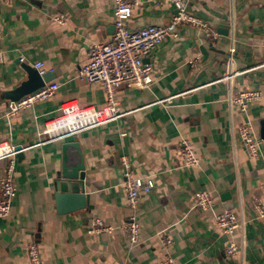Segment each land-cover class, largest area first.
<instances>
[{"label":"crops","instance_id":"obj_1","mask_svg":"<svg viewBox=\"0 0 264 264\" xmlns=\"http://www.w3.org/2000/svg\"><path fill=\"white\" fill-rule=\"evenodd\" d=\"M184 2L189 12L208 22L216 37L181 24L176 37H167L144 58L153 68L148 86L115 90L114 100L125 113L48 140L41 130L60 113L62 102L97 108L105 104L104 91L78 79L76 70L87 61L90 44L110 40L113 2L0 1V142L22 147L15 158L10 213L0 217V264H28L30 240L37 243L42 264H157L167 255L178 264H264V219L254 217L251 205L261 193L264 169V0ZM173 11L169 1L140 0L125 26L167 24ZM55 14H63L64 22L54 20ZM195 56L192 66L189 59ZM37 61L52 74L49 81L57 83L56 91L6 115V94L27 80V69H36ZM243 88L261 92L245 112L228 101L230 93ZM243 120L261 139L257 158H250L239 141L236 126ZM181 138L190 141L197 164H182L177 150ZM66 140L77 141L82 152L84 176L77 185L86 202L61 211L55 194L68 183L60 173L61 143ZM123 155L136 176L154 182L139 196L136 243L119 227L130 213L121 184ZM5 164L0 159V177ZM200 190L213 197L211 210L195 205L194 194ZM225 209L245 219L231 235L214 223V213ZM94 218L113 229L88 232ZM160 236H169L171 245L163 246ZM229 241L238 245L231 256L224 253Z\"/></svg>","mask_w":264,"mask_h":264},{"label":"built area","instance_id":"obj_2","mask_svg":"<svg viewBox=\"0 0 264 264\" xmlns=\"http://www.w3.org/2000/svg\"><path fill=\"white\" fill-rule=\"evenodd\" d=\"M5 1V0H0ZM154 2L169 1L174 6V11L167 24H146L144 26L129 29L125 26V20L130 16L132 8L140 0H112L113 2V32L107 42H93L87 50V61L78 66L76 76L80 80L91 82L101 88L106 96L105 104L100 108L93 105L81 106L76 101L68 100L60 105V113L45 123L41 134L46 139L64 138L77 133L80 130L95 127L115 120L123 112L114 100V92L118 88L131 85L144 88L152 80L153 68L149 62L144 61L151 51L167 37H176L177 28L181 24H187L200 28L210 38L216 37V31L212 29L203 18L192 14L186 8L184 0H152ZM53 19L64 22L63 14H55ZM1 37V31H0ZM234 48L228 47V64H232ZM3 50L0 47V63L3 61ZM197 56L190 58V65H194ZM34 67L39 74L45 69L42 62H34ZM51 71V69H50ZM57 83L45 82L42 86L32 90L16 100H8L6 115L12 116L20 109L30 107L38 101L52 96L57 89ZM261 92L257 88H243L228 95L230 105L237 106L238 110L245 112L251 102L260 99ZM169 99V97H168ZM239 141L250 158H257L260 154V142L248 120L240 121L236 126ZM126 132H122L124 135ZM22 150L7 141L0 142V159H5L3 175L0 177V217H6L10 213L11 202L16 193L14 182L15 158ZM177 150L183 165H195L198 158L194 148L187 138H181L177 143ZM122 165V188L124 190L130 213L127 219L119 226L127 234L131 243L139 239V220L137 208L139 196L149 192L153 185L151 177L136 176L130 167L127 156H120ZM194 203L201 210H211L214 205L213 197L207 191H197L194 194ZM254 217L264 219V169L261 180V193L251 200ZM214 223L222 232L231 235L237 228H241L245 219H238L234 212L225 209L214 213ZM111 225L104 223L100 218H94L88 227V232L99 233L111 231ZM160 243L168 247L172 240L169 236H160ZM238 245L229 241L224 247V253L228 256L236 254ZM26 253L28 264H42L38 245L35 241L27 242ZM117 264H125L119 261ZM157 264H178L171 256L167 255Z\"/></svg>","mask_w":264,"mask_h":264},{"label":"water","instance_id":"obj_3","mask_svg":"<svg viewBox=\"0 0 264 264\" xmlns=\"http://www.w3.org/2000/svg\"><path fill=\"white\" fill-rule=\"evenodd\" d=\"M27 80L10 90L6 95L10 100H16L20 96L35 90L52 78V74H39L37 69L28 68ZM260 135L264 137V119ZM18 152L17 155H19ZM61 176L68 180L61 187V191L55 194L58 210L80 208L85 205L86 195L79 189L77 180L84 176V162L79 143L75 140H66L61 143Z\"/></svg>","mask_w":264,"mask_h":264}]
</instances>
